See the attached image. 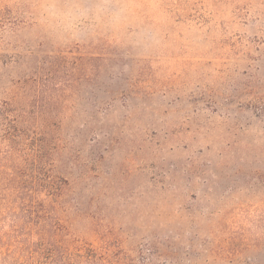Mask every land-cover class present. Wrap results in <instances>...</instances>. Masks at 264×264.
<instances>
[{
  "label": "rangeland",
  "instance_id": "374dc122",
  "mask_svg": "<svg viewBox=\"0 0 264 264\" xmlns=\"http://www.w3.org/2000/svg\"><path fill=\"white\" fill-rule=\"evenodd\" d=\"M62 2L91 0H0V264L45 216L116 264H264V0H119L75 32L38 10Z\"/></svg>",
  "mask_w": 264,
  "mask_h": 264
},
{
  "label": "trees",
  "instance_id": "16d2710c",
  "mask_svg": "<svg viewBox=\"0 0 264 264\" xmlns=\"http://www.w3.org/2000/svg\"><path fill=\"white\" fill-rule=\"evenodd\" d=\"M27 112L24 110V125H27ZM47 125L43 126V134H34L29 140L33 145L35 157L45 161H51L53 152L57 151L53 140L49 138V132L45 131ZM27 126H24V139L27 136ZM16 138V137H15ZM25 144V143H24ZM58 148V146H57ZM35 221L32 222L34 224ZM37 227L34 234H37V240L24 242V255L26 264H116L110 260V255L100 253L91 247H79L72 249L63 235L61 234L60 223L51 220L48 216L34 225Z\"/></svg>",
  "mask_w": 264,
  "mask_h": 264
},
{
  "label": "clouds",
  "instance_id": "9594fccd",
  "mask_svg": "<svg viewBox=\"0 0 264 264\" xmlns=\"http://www.w3.org/2000/svg\"><path fill=\"white\" fill-rule=\"evenodd\" d=\"M137 6L122 4L119 0H91L85 4L46 3L39 7V12L51 18H59L64 22L63 30L75 32L85 26V22L108 21L110 24L124 22L129 13Z\"/></svg>",
  "mask_w": 264,
  "mask_h": 264
}]
</instances>
